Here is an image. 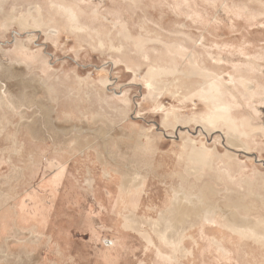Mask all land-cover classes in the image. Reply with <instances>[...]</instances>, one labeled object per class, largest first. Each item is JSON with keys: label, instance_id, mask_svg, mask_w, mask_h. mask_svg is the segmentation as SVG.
Instances as JSON below:
<instances>
[{"label": "rangeland", "instance_id": "1", "mask_svg": "<svg viewBox=\"0 0 264 264\" xmlns=\"http://www.w3.org/2000/svg\"><path fill=\"white\" fill-rule=\"evenodd\" d=\"M35 6L42 22L20 27ZM173 61L187 77L151 86L149 68ZM207 80L247 149L200 122ZM177 194L217 214L195 207L167 232L175 250L147 222ZM0 209V264H264L224 222L264 225V0H0Z\"/></svg>", "mask_w": 264, "mask_h": 264}, {"label": "bare ground", "instance_id": "2", "mask_svg": "<svg viewBox=\"0 0 264 264\" xmlns=\"http://www.w3.org/2000/svg\"><path fill=\"white\" fill-rule=\"evenodd\" d=\"M61 12L66 16V20H67L70 28H72L73 30H76L78 32H80L83 29V27L81 26L82 24L79 21L80 16L78 17V15H76V13L72 10V8L60 9V13ZM28 18H30L35 23H38V24L41 23L42 19H41L40 8L38 6H35L33 8V13L27 12L26 15L24 17H22V19L19 21V23H20L19 26L20 27L25 26L27 24L26 22H27ZM167 54H169V53H167ZM185 58H187V57H185ZM174 61H176V60H174ZM174 61L169 63V64L165 63V65H162V66H154V67L149 68V70L147 71L146 77L148 76V79L150 80L151 86L154 85L153 82L156 79H160L162 77L169 76V77L173 78V80H174V79H178L180 76L185 77L187 75L186 72H184L181 69H179L178 67H176L177 64H176V62L174 63ZM184 61H185V59H184ZM191 74H192V72L188 73V75H191ZM199 74H201V72ZM199 77H201V79H202V76H199ZM208 78L209 77L207 76V79ZM148 79H147V81H148ZM158 85H160V84H158ZM157 87H159V86H157ZM199 92L201 93V97L204 99L206 104L209 105V107L207 108V111L200 117V122L203 124V126L206 127L207 129H214L217 127L226 128L228 144H230L232 147H235V148L239 147L242 149H247V144L242 140V137H246V134H245V132H242L243 130L240 131L239 125L237 124L238 122L236 123V121L234 120V117L231 114L232 110L229 106L230 104L226 103L227 99L225 102L224 97H223L224 94H222L220 88L216 84L209 82V83H206V86L201 88ZM166 118L168 119L169 117H166ZM173 120L175 121L174 116H173ZM241 125H243V123H241ZM245 140H246V138H245ZM189 151H194L192 153L191 158L193 159L194 162H196L197 166H200L203 163H206L207 160H209V157L211 154V152L209 154L208 151L205 150L204 148H200V149L196 150L195 148H193V146H192V148L189 149ZM231 156L232 155H230L229 153L227 154V158H231ZM6 181H8V180H6ZM91 183H92V180H91ZM86 187H88V186H86ZM181 195L184 197L190 196V195H186L183 193H181ZM195 207H199V208H202L204 210V211L200 212V215L203 217L204 216H209V217L212 216V218H213V215L217 214L216 209L214 207V204L210 205V203L209 204L204 203L200 199H197V197H196V199H185V198L183 199V198H180V196L177 194L173 200L171 208L169 209L168 212H166V216L163 218V214H160L159 221H148L147 224L149 225L152 232L155 234V236L157 237V239L160 243L168 244L172 247V249L174 247L175 250H178V249H180V246H181V244L178 242V236H179L178 233L176 231H174L175 233L171 232V235H169V233H167V232L169 230H171V231H173L174 229L176 230L177 228L178 229L182 228V230H183L185 228V226H183L182 224L184 223L183 218L185 216H189L191 218V222L193 223L194 220L192 221V218H193L192 213H193V209ZM201 221H203V220H201ZM224 222L226 223L225 227L228 230H230L232 233L238 235L239 237H245V238L252 239L256 242H259V244H261L264 247V225L262 222L259 221V222L250 226L251 223H249L245 220H241L240 222H238V221L234 220V216H231V215H225ZM140 224L141 223L135 219L131 220V219L126 218L125 225H126V227H128L131 230H134L136 232L139 231ZM174 224H179L180 226L176 227ZM172 228H173V230H172ZM32 229L34 231V228H32ZM180 232H181V230H180ZM18 234H19L18 230H15L14 234L12 235V238L15 239L16 236L17 237L19 236ZM31 238L33 239L31 241V243H35L37 240H39L38 235L37 236L33 235V236H31ZM144 238H145V241L147 240V242L150 244V238L148 236H144ZM216 244L221 245L220 242H217V240H216ZM8 247L9 246L7 244V241H5V244L0 247V260L4 258L3 259L4 262L7 261L6 256L9 254L7 252L8 254L5 255L4 251H7ZM10 262H13V260L12 261L10 260Z\"/></svg>", "mask_w": 264, "mask_h": 264}]
</instances>
